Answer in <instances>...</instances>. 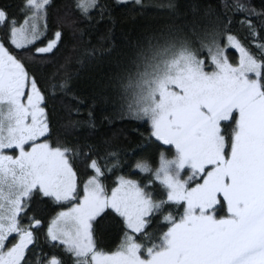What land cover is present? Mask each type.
Here are the masks:
<instances>
[{
  "label": "snow or ice",
  "instance_id": "1",
  "mask_svg": "<svg viewBox=\"0 0 264 264\" xmlns=\"http://www.w3.org/2000/svg\"><path fill=\"white\" fill-rule=\"evenodd\" d=\"M54 7L0 2V264H264V7L168 0V22L115 56L86 39L115 26L108 5ZM73 65L95 70L92 103L58 127V102L83 103ZM98 109L112 136L70 139L97 130Z\"/></svg>",
  "mask_w": 264,
  "mask_h": 264
},
{
  "label": "trees",
  "instance_id": "2",
  "mask_svg": "<svg viewBox=\"0 0 264 264\" xmlns=\"http://www.w3.org/2000/svg\"><path fill=\"white\" fill-rule=\"evenodd\" d=\"M0 2L15 4L19 3V0H0ZM53 2L55 5L53 13H55L62 7L65 0H53ZM100 2L110 7L112 16L115 19V26L113 27L111 23L104 22L97 24L92 28L91 35L86 39H90L92 44L99 48L100 45L105 43L107 37L111 46L115 48L113 56L119 52L126 51L127 41L141 39L145 35H150L152 31L162 27L168 22L170 16L169 11L166 8L161 7V5L166 4L168 0H143V7L135 4L134 0L123 4L117 3V0H100ZM178 2L183 6L181 10H184V7L189 5L192 0H178ZM202 2L218 6L221 3V0H202ZM251 2L257 10L264 7V0H251ZM109 28L112 29L110 34L108 32ZM242 34L243 32L241 31V35ZM230 54L236 57L235 52L231 51ZM109 59H112V57H106V60ZM59 63H62V61L58 59L57 65ZM46 71L48 73L55 72L56 66H48ZM68 71L74 77L72 80L73 92L82 99L83 103L79 105L80 113L77 114L75 112V108L77 107L75 100L65 98L64 103L69 105L70 113L63 109L58 102L57 111L60 117L57 121L58 127L67 124L70 120L75 121L86 119L89 107L92 103V89L89 87L90 81L88 78L89 76L96 75L95 70L86 69L84 72L80 73L79 77H76L75 75L78 71L77 66H71ZM60 75L63 76V71H61ZM104 114H102L99 109L95 112V117L98 123L95 132H90L87 128H79L74 130V136L70 139H79L81 143L86 141L88 143L101 144L104 139L111 137L113 128L120 127V125L109 126L107 123H101ZM133 127H138L141 132L144 131V128L140 127V125L135 122L124 125L125 130L128 132H131ZM116 146L124 149L129 154L135 149L137 153L136 158L140 157V152L136 149L134 141L129 143L123 137H120V139L116 141ZM35 212L38 216L42 217H48L50 213L54 214L52 206L47 203L35 205ZM99 227L100 232L104 236L106 246H113V243L116 240V226L114 222L110 219L101 221Z\"/></svg>",
  "mask_w": 264,
  "mask_h": 264
},
{
  "label": "rangeland",
  "instance_id": "3",
  "mask_svg": "<svg viewBox=\"0 0 264 264\" xmlns=\"http://www.w3.org/2000/svg\"><path fill=\"white\" fill-rule=\"evenodd\" d=\"M128 1H132V0H128ZM231 51L235 52V50H234V49H233V50H231ZM235 54H236V57H235V56H233L232 54H230V55H232V56H233V58H238V53H236V52H235Z\"/></svg>",
  "mask_w": 264,
  "mask_h": 264
}]
</instances>
